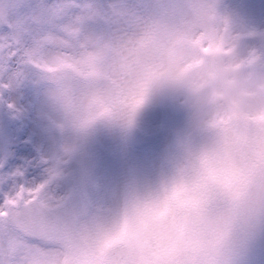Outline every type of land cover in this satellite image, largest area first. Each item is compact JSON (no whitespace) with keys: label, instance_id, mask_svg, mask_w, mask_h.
I'll return each mask as SVG.
<instances>
[{"label":"clouds","instance_id":"obj_1","mask_svg":"<svg viewBox=\"0 0 264 264\" xmlns=\"http://www.w3.org/2000/svg\"><path fill=\"white\" fill-rule=\"evenodd\" d=\"M111 7L117 39L26 61L0 87V100L37 92L50 144L38 163L86 194L82 264H264V29L227 0ZM156 109L178 118L156 162L102 177L101 137L127 143Z\"/></svg>","mask_w":264,"mask_h":264},{"label":"rangeland","instance_id":"obj_2","mask_svg":"<svg viewBox=\"0 0 264 264\" xmlns=\"http://www.w3.org/2000/svg\"><path fill=\"white\" fill-rule=\"evenodd\" d=\"M227 3L242 22L264 29V0H227ZM117 4L118 0H0V87L13 69L25 67L26 61L33 64L36 60L59 61L63 54L80 48L86 42L85 37L90 43L117 39L118 10L111 7ZM5 100L16 103L20 112L10 111ZM39 110L37 92L30 87L5 93L0 100V179L25 169L29 180H36L11 199L19 209L17 214L24 230L15 235L17 241L12 237L8 240L5 250L12 261L19 255L21 264H43V257L49 256L46 249L57 248L61 249L58 256L63 257L62 264H67L70 249L61 239L60 229L67 228L77 238L81 217L69 226L65 222L52 224L39 218L38 211L47 216L59 208H70L69 202L71 208L77 202V214L82 215L80 201L86 194L70 191L59 182L56 173L44 174L38 160L47 154L50 144L40 123ZM177 124L178 118L171 110L150 111L142 120L141 130L127 143L101 137L93 148L91 163L102 177L119 175L130 165H151ZM41 193H44L42 201ZM35 204H38L36 212L31 207ZM11 215L9 202L0 206L1 220ZM41 220L44 228L39 226ZM44 239L47 241L42 242Z\"/></svg>","mask_w":264,"mask_h":264},{"label":"bare ground","instance_id":"obj_3","mask_svg":"<svg viewBox=\"0 0 264 264\" xmlns=\"http://www.w3.org/2000/svg\"><path fill=\"white\" fill-rule=\"evenodd\" d=\"M119 3L120 0H118ZM118 22V18L116 19ZM118 24V23H117ZM12 124H16L14 122H12ZM24 149V148H22ZM23 156L21 155V158ZM43 196L44 193H41L39 195L40 197V201L43 200ZM34 198H32L31 200L33 201ZM29 200V199H28ZM30 200V204L32 203V201ZM28 202V201H27ZM9 204L12 208V215L7 218L6 220H1L0 219V227H3V230L0 232V264H21V261L19 258L20 256L18 255V259L16 261H12L10 260L11 257L9 255V253H7V250H5V246L8 244V240L12 237L13 241H17L15 235L22 232L24 230L23 225L21 223V219L20 216L17 214L19 209L17 208V205H15V202H12V200H9ZM23 205V204H22ZM69 206L70 208L67 206L65 208H59L57 209L56 212H51L50 214H48L47 216H43L42 214L43 211H38V215L40 216L39 218H45L47 221L51 222L52 224H60L62 225V222H65L67 224V226L70 225V223L73 222H77L79 221L81 214H77V210H78V206L77 202H75V206L71 208V203L69 202ZM32 209L34 210V212H36V208L38 209V204L35 205H31ZM30 211L32 212V210L30 209ZM61 231H63V233L67 234V231H69L67 228H61ZM59 230V231H60ZM58 232V231H57ZM2 233V236H1ZM47 241V240H43L42 242ZM55 246V245H54ZM56 247H59L56 245ZM60 250L61 249H57V248H52V249H46V253L49 256H44L42 261L45 262L43 264H50V263H54L56 262V264H62V259L58 256L60 254ZM21 255V254H20ZM9 259V260H7ZM46 260V261H44Z\"/></svg>","mask_w":264,"mask_h":264},{"label":"snow or ice","instance_id":"obj_4","mask_svg":"<svg viewBox=\"0 0 264 264\" xmlns=\"http://www.w3.org/2000/svg\"><path fill=\"white\" fill-rule=\"evenodd\" d=\"M29 182L35 183L36 180H29L28 170L25 169L12 172L0 179V206H3L11 199H14V194L18 193L20 189L26 186ZM38 223L41 228L45 227L43 220Z\"/></svg>","mask_w":264,"mask_h":264},{"label":"water","instance_id":"obj_5","mask_svg":"<svg viewBox=\"0 0 264 264\" xmlns=\"http://www.w3.org/2000/svg\"><path fill=\"white\" fill-rule=\"evenodd\" d=\"M69 243L72 248L71 258L69 261V264H82V256L81 253L77 247V243H75L72 240H69Z\"/></svg>","mask_w":264,"mask_h":264}]
</instances>
